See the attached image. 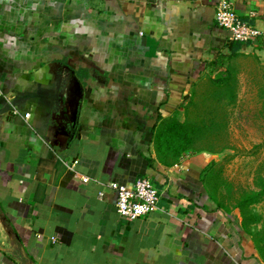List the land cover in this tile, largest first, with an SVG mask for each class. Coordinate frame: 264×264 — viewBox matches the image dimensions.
Instances as JSON below:
<instances>
[{
  "label": "crops",
  "instance_id": "crops-1",
  "mask_svg": "<svg viewBox=\"0 0 264 264\" xmlns=\"http://www.w3.org/2000/svg\"><path fill=\"white\" fill-rule=\"evenodd\" d=\"M217 1L0 0V264H264V196L243 224L200 182L218 154L162 165L150 140L235 59L264 66V0H227L260 31L248 44ZM138 178L156 209L127 221L104 185Z\"/></svg>",
  "mask_w": 264,
  "mask_h": 264
},
{
  "label": "trees",
  "instance_id": "trees-1",
  "mask_svg": "<svg viewBox=\"0 0 264 264\" xmlns=\"http://www.w3.org/2000/svg\"><path fill=\"white\" fill-rule=\"evenodd\" d=\"M236 51H232V56ZM264 70V68L262 69ZM205 94L206 97L199 98L201 102L208 101L212 107H233L237 98L236 69L232 66V74L228 70L216 80H211ZM257 98L260 102V115L264 121V71L261 82L257 88ZM198 99V100H199ZM198 100L192 99L182 107L183 119H178V112L170 117H158L156 125L150 130L153 153L156 160L162 165L175 163L182 155L207 152L218 154L230 150L228 145V133L224 120H217L211 115L207 119L201 118L194 113ZM262 146L264 148V139ZM264 151V150H263ZM230 157H228L229 159ZM227 159L218 163H210L200 177L207 198L216 207H226L222 202L232 200L231 206L241 215L242 223L255 222L254 213H250V206L259 202L264 196V159L260 164L262 175L256 174L252 179L254 189L236 188L222 178V165ZM224 190V197L220 190ZM233 194L230 196V192Z\"/></svg>",
  "mask_w": 264,
  "mask_h": 264
},
{
  "label": "rangeland",
  "instance_id": "rangeland-1",
  "mask_svg": "<svg viewBox=\"0 0 264 264\" xmlns=\"http://www.w3.org/2000/svg\"><path fill=\"white\" fill-rule=\"evenodd\" d=\"M233 63L237 70L238 86L234 106L225 108L216 105L212 107L208 101L201 102L199 99L196 109L193 111L203 119L214 115L217 120L225 121L228 145L231 148L218 153L217 160L227 159L222 165V178L234 190L249 188L254 175L263 174L259 160L263 158L262 154H264L262 146L264 121L260 115L257 88L264 71L261 68L264 66L261 67L256 61L244 58L235 59ZM205 89L206 87L203 88V86L196 88V94H202ZM194 100L196 99L194 98ZM228 157L230 158L228 159ZM151 185L156 190L155 185L153 183ZM220 193L224 197L223 189L220 190ZM232 194L231 191L230 196ZM222 203L228 207L231 206L232 200L227 201L223 198Z\"/></svg>",
  "mask_w": 264,
  "mask_h": 264
},
{
  "label": "built area",
  "instance_id": "built-area-1",
  "mask_svg": "<svg viewBox=\"0 0 264 264\" xmlns=\"http://www.w3.org/2000/svg\"><path fill=\"white\" fill-rule=\"evenodd\" d=\"M214 21L219 28L228 32L229 39L233 42L248 44L255 41L260 36V31L258 29L239 20L227 0H218L215 4ZM0 97L4 98L1 90ZM10 113L13 116L20 115L18 111L11 106ZM21 117L23 120H26L28 114L22 113ZM75 163L76 161H73L67 168L71 169ZM80 181L81 183H85L87 178L81 177ZM104 186L114 193V212L127 221H134L144 217L156 209L158 199L157 192L152 187L150 181L145 178L136 179L129 187L117 185L114 182H108ZM102 195V192L97 194L99 198H101ZM50 243H55L54 237L50 238Z\"/></svg>",
  "mask_w": 264,
  "mask_h": 264
}]
</instances>
